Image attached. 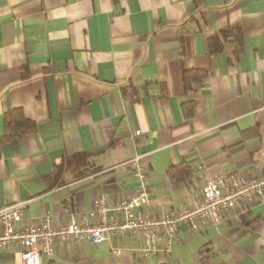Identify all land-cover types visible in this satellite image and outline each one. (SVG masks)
<instances>
[{"label":"crops","instance_id":"0c3cea01","mask_svg":"<svg viewBox=\"0 0 264 264\" xmlns=\"http://www.w3.org/2000/svg\"><path fill=\"white\" fill-rule=\"evenodd\" d=\"M14 112L35 125L17 139ZM137 156L147 214L189 205L211 175L264 177V0H0V208L25 202L24 224H97V198L135 192ZM178 164L191 173L174 183ZM158 245L73 239L41 264H264V202ZM20 253L0 250V264Z\"/></svg>","mask_w":264,"mask_h":264},{"label":"built area","instance_id":"2783aa9c","mask_svg":"<svg viewBox=\"0 0 264 264\" xmlns=\"http://www.w3.org/2000/svg\"><path fill=\"white\" fill-rule=\"evenodd\" d=\"M140 135L141 130H136ZM137 178V187L130 196L117 200L99 197L94 201L95 211L100 217L97 224L78 223L74 218L58 225L52 216H47L41 225L24 224L22 207L25 202H16L0 208V250L21 248L22 264H41L43 254L52 255L56 243L70 240L100 244L120 235H139L143 239L141 251L145 255L158 251L160 236L170 245L177 237L180 226L196 227L202 221L217 226L226 213L243 203L264 202V177L234 175L208 176L202 195L189 205L175 211L161 210L147 214L150 204L146 164L142 156L128 161ZM112 212L109 217L108 213ZM116 254L119 248H114Z\"/></svg>","mask_w":264,"mask_h":264},{"label":"trees","instance_id":"16d2710c","mask_svg":"<svg viewBox=\"0 0 264 264\" xmlns=\"http://www.w3.org/2000/svg\"><path fill=\"white\" fill-rule=\"evenodd\" d=\"M193 73L190 72V71H185L184 72V81L186 84H189V82L192 80L193 78ZM184 110H185V113H187L186 115H189V113L191 112V107L189 106V104H185L184 106ZM7 126H8V130L10 131H13V128L14 127V123L16 122L17 124H21V127L20 129H18L16 132H14L13 134L15 135H12L16 136V139L19 137L20 135V132H25V131H31L35 128V125H29L23 118V116L18 113V112H14V113H10L8 115V120H7ZM8 131V132H9ZM191 171L190 169L185 165V164H178L176 166H173L169 169L168 171V175L170 177V179L174 182V183H178L182 180H184L186 178V176L190 175Z\"/></svg>","mask_w":264,"mask_h":264}]
</instances>
